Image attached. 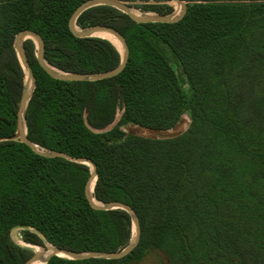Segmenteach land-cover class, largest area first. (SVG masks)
Instances as JSON below:
<instances>
[{
  "label": "trees",
  "instance_id": "obj_1",
  "mask_svg": "<svg viewBox=\"0 0 264 264\" xmlns=\"http://www.w3.org/2000/svg\"><path fill=\"white\" fill-rule=\"evenodd\" d=\"M89 0H0V264H24L34 249L118 253L133 240L130 213L94 209L91 168L36 153L18 140L26 72L15 49L22 31L39 34L45 59L72 74H103L122 62L109 40L78 38L74 12ZM142 14L174 15L172 0H117ZM177 23L140 24L106 5L77 19L119 31L125 69L97 81L51 77L35 40L24 42L36 87L28 138L41 149L89 159L93 198L132 207L138 246L118 260L54 256L47 264H139L153 250L170 264H264V0H183ZM189 129L176 137L129 134ZM38 231V232H37Z\"/></svg>",
  "mask_w": 264,
  "mask_h": 264
},
{
  "label": "water",
  "instance_id": "obj_2",
  "mask_svg": "<svg viewBox=\"0 0 264 264\" xmlns=\"http://www.w3.org/2000/svg\"><path fill=\"white\" fill-rule=\"evenodd\" d=\"M180 9V12L176 15H169V16H158V15H140L135 13V9L128 3L120 2L117 0H89L82 4L72 15L70 20V29L72 33L78 37V38H91L96 37L95 34L99 32H105L110 35H112L123 47L122 54V62L121 64L114 70L103 73V74H72V73H66L63 71H60L54 67H52L49 63H47L45 59V44L42 39V37L34 32L31 31H22L20 32L15 39V49L18 54V57L20 59V62L28 74V80L32 82L31 90L29 91L27 88V82L25 83V89L21 98L19 110H18V121H17V133L8 138L7 140H18L23 142L24 144L28 145L30 148H32L36 153L49 157V158H64L67 160H71L75 163L79 164H85L88 165L91 168V176L88 181V184L86 186V196L91 204V206L100 211H112L116 209H122L130 213L133 219V225H134V237L131 243L121 252L118 253H103V252H90V253H78L74 252L68 249H58L53 246H49L48 248H44L42 253H36L32 258H30L27 262L24 264H34L37 262H40L41 264H47L51 258L54 256L59 257H65L72 260H88V259H109V260H118L122 259L126 256H128L139 244L140 236H141V225H140V219L136 213V211L130 207L129 205H126L124 203L120 202H109V203H101L99 201H96L93 198L94 188L95 187L98 173L96 165L89 159H77L72 158L66 154H63L61 152L56 151H48L45 149H41L39 146L35 145L31 142V140L28 138V131H27V125H26V110L28 103L33 95V91L36 87V79L34 77L33 71L31 69V66L28 62V58L24 49V42L28 39H33L36 41L38 45V60L40 64L43 66L45 71L53 78L63 81H91V82H97L105 79H109L112 77H115L119 75L126 67L128 58H129V48L127 45V42L125 38L122 36V34L108 26L103 25H94L86 29H80L76 26L77 19L79 16L85 12L86 10L106 5L114 7L126 15H128L132 20H134L137 23L140 24H147V23H177L181 21L186 13H187V3L183 0H172ZM22 229H28L26 226H16L14 228V231L22 230ZM38 232V231H37ZM16 242V241H15ZM18 244V242H16ZM26 244V243H25ZM20 245V244H19ZM26 247H32V245L26 244ZM22 246V245H21Z\"/></svg>",
  "mask_w": 264,
  "mask_h": 264
},
{
  "label": "rangeland",
  "instance_id": "obj_3",
  "mask_svg": "<svg viewBox=\"0 0 264 264\" xmlns=\"http://www.w3.org/2000/svg\"><path fill=\"white\" fill-rule=\"evenodd\" d=\"M176 5V4H175ZM177 6V5H176ZM135 13L144 15L138 10H134ZM177 11H180L179 8L177 7ZM27 82V87H28V80ZM190 127V119L188 116H184L183 119L180 121V123L172 130L166 131V132H152L140 127H136L133 125H129L124 128V131L129 134H134V135H139L143 137H154V138H171V137H176L178 135H181L185 133ZM20 233L18 231H14L13 233V238L16 242H18ZM22 246H27L24 242L20 244ZM37 246H32L31 248L34 249V251L37 253L36 248ZM40 250H44V248L38 247ZM139 264H170L166 256L161 253L160 251L153 250L141 263Z\"/></svg>",
  "mask_w": 264,
  "mask_h": 264
},
{
  "label": "bare ground",
  "instance_id": "obj_4",
  "mask_svg": "<svg viewBox=\"0 0 264 264\" xmlns=\"http://www.w3.org/2000/svg\"><path fill=\"white\" fill-rule=\"evenodd\" d=\"M95 36L111 41L121 52L123 51L122 45L112 35H110L108 33H105V32H99V33H96ZM27 80H28V74L26 72V81ZM28 82L29 83H28V87L27 88L30 91L31 90V86H32V82L29 81V80H28ZM93 188H94V185H93ZM35 248H36L37 253H42L43 252L38 247H35ZM34 264H41V263L37 262V263H34Z\"/></svg>",
  "mask_w": 264,
  "mask_h": 264
},
{
  "label": "built area",
  "instance_id": "obj_5",
  "mask_svg": "<svg viewBox=\"0 0 264 264\" xmlns=\"http://www.w3.org/2000/svg\"><path fill=\"white\" fill-rule=\"evenodd\" d=\"M180 10V9H179ZM180 11H176V13L174 14V15H176V14H178ZM18 232H19V230H17ZM20 238H19V240H18V244H22V242H23V240H22V237H21V235L19 236Z\"/></svg>",
  "mask_w": 264,
  "mask_h": 264
}]
</instances>
